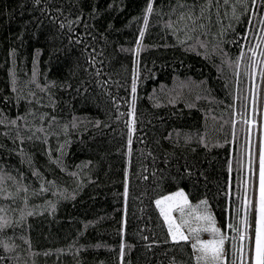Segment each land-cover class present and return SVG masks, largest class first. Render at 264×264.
Segmentation results:
<instances>
[{
  "label": "trees",
  "instance_id": "trees-1",
  "mask_svg": "<svg viewBox=\"0 0 264 264\" xmlns=\"http://www.w3.org/2000/svg\"><path fill=\"white\" fill-rule=\"evenodd\" d=\"M263 104L264 0H0V264H253Z\"/></svg>",
  "mask_w": 264,
  "mask_h": 264
},
{
  "label": "rangeland",
  "instance_id": "rangeland-1",
  "mask_svg": "<svg viewBox=\"0 0 264 264\" xmlns=\"http://www.w3.org/2000/svg\"><path fill=\"white\" fill-rule=\"evenodd\" d=\"M262 136L261 144L262 150L260 153V161L262 155H264V104L262 106ZM258 153H256L255 166L259 163L261 169V163L259 161ZM258 166L255 167V173ZM260 177V170H259ZM258 204H257V220L260 219V178L258 183ZM182 193L183 195H177ZM165 197H171L170 200H166ZM161 201L158 205L160 209H164L167 212L169 219H165L169 225V229L172 237L175 235V239H180L181 234L189 238L194 247V252L197 259V264H214L225 259L226 249V237L222 228L217 222L216 217L206 198L198 201H190L186 191L182 188L171 191L168 194L160 196L157 201ZM156 201V202H157ZM162 212V211H161ZM164 215V213H163ZM165 217V215H164ZM257 222V226H258ZM171 226V227H170ZM207 229V230H205ZM213 229H219V232H214ZM223 238L222 255L216 260H213L211 256L205 257L204 253L201 252V247L204 242L207 241H219ZM254 264V261H253Z\"/></svg>",
  "mask_w": 264,
  "mask_h": 264
},
{
  "label": "snow or ice",
  "instance_id": "snow-or-ice-1",
  "mask_svg": "<svg viewBox=\"0 0 264 264\" xmlns=\"http://www.w3.org/2000/svg\"><path fill=\"white\" fill-rule=\"evenodd\" d=\"M148 11L151 12V5L148 8ZM143 35V33H141ZM261 169H260V219L258 222V226L255 229V242H254V264H264V155L261 157ZM177 195H183L182 193H178ZM166 200H170L171 197H165ZM157 205L161 204V201L156 202ZM162 213L165 215V219H169L167 212L164 209H161ZM171 227V226H170ZM207 230V229H205ZM214 232H219V229H213ZM175 239V235L173 236ZM180 239L186 240L187 237L181 234ZM223 238L219 241H207L204 242L201 247V252L204 253L205 257L211 256L213 260L221 257L223 249ZM195 247V245H193Z\"/></svg>",
  "mask_w": 264,
  "mask_h": 264
}]
</instances>
